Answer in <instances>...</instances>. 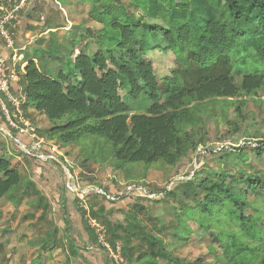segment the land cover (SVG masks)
I'll list each match as a JSON object with an SVG mask.
<instances>
[{
  "label": "trees",
  "instance_id": "16d2710c",
  "mask_svg": "<svg viewBox=\"0 0 264 264\" xmlns=\"http://www.w3.org/2000/svg\"><path fill=\"white\" fill-rule=\"evenodd\" d=\"M74 1L90 4L89 18L101 28L94 34L76 32L87 43L82 49L76 42H69L67 70L61 69L62 59L55 57L58 64L51 63L44 70L30 60L20 74L23 117L27 120L28 112L33 111L51 124L36 131L41 139L56 140L65 147L85 136L99 137L111 145L112 159L119 168L128 164L175 168L199 144L188 130L200 122L190 113L193 104L234 99L238 112L245 98L264 89V0H209L219 11L217 18L205 22L194 11L181 20L167 19V11L187 6L185 0ZM153 5L158 7L154 18L164 21L167 27L145 20ZM92 43L97 47L93 52ZM156 50L171 52L182 68L192 64L199 70L215 67L218 72L189 84L184 83L179 71L159 77L152 64L143 60L144 54ZM137 102L133 111L129 105ZM1 115L12 138L24 141L16 130L9 129L2 111ZM230 125L238 128L235 122ZM261 146L264 143H257L259 156ZM229 154L244 162L241 148ZM227 177L232 179L231 184L226 183ZM25 183L32 186L44 214L48 204L36 185L24 182L11 161L0 156V200L12 199V193ZM260 183V178L254 181L246 173L237 180L234 175L220 172L198 181L194 175L181 186V207L174 220L165 223L156 218L149 226L138 219V213L129 211L123 221L110 220L113 209L107 204L112 203L98 196L95 189L84 193L85 198L80 200L85 208L75 209L90 247L119 253L122 264H157L158 259L174 264H204L202 258L188 261L170 253L193 233L188 222L196 230L209 233L217 243L220 254L211 246L209 253L223 260L218 262L264 264V252L258 253L250 242L255 239L251 215L243 213L249 192L264 196ZM241 185L246 190L237 193L236 186ZM97 188L105 193L114 190ZM174 190L168 196H174ZM23 195H29L26 188ZM139 212H145V208L140 206ZM151 220L146 218V222ZM91 221L103 228L108 249L98 240ZM65 224L70 223L66 220ZM222 224L227 225L226 229ZM64 236L67 239V232ZM167 236L168 242L164 240ZM37 246L39 257L53 251V231H48Z\"/></svg>",
  "mask_w": 264,
  "mask_h": 264
},
{
  "label": "rangeland",
  "instance_id": "374dc122",
  "mask_svg": "<svg viewBox=\"0 0 264 264\" xmlns=\"http://www.w3.org/2000/svg\"><path fill=\"white\" fill-rule=\"evenodd\" d=\"M66 1L71 4L70 2L73 3L74 0ZM185 3L186 7L167 11V19L181 20L191 11H194L203 22L217 18L219 8L209 0H185ZM39 4L35 1L34 5L21 14V16L30 15L29 33L32 35L30 43L33 42L40 48L34 51V56L42 70L44 67L48 68L51 63L58 64L55 57L62 59L61 69L67 70L70 65L67 64L69 42L74 41L78 47L84 49L87 41L85 38L80 40L77 33L94 34L101 26L89 18L92 9L90 4L81 5L74 2L71 6L68 5L69 9H66L67 22L64 17L66 23L63 22L61 14L49 10L48 22H51V26L61 29H55L53 33L38 38L48 27L43 25L41 20L48 3ZM61 5L63 6L64 2H61ZM157 9V6H151L145 20L150 24L167 27L164 21L154 18ZM61 25L65 26L61 27ZM79 26L82 29L77 28ZM28 50L30 52V48ZM90 50L96 51L97 47L92 43ZM74 54L77 55V51ZM143 60L152 64L155 74L159 77L170 76L172 72L179 71L186 84L192 83L198 77L214 76L218 72L215 67L199 70L192 64L182 68L176 63L171 52L150 51L144 54ZM236 82H239V78H236ZM244 100L245 102L239 105L238 112L233 105L234 99L193 104L190 113L200 122L197 121V124L189 127L188 130L194 133L199 144L197 149L189 152L175 168L164 164H155L148 168L142 164H128L119 168L112 159L111 145L103 138L94 136H85L78 143L65 147L56 140L43 139L45 143L43 154L46 160H38L21 153L15 143L0 131V156H5L11 161L24 182L31 181L36 185L48 204V210L43 214L44 210L39 205L32 186L26 183L12 193V199L0 200V264H122L119 253L111 252L107 247L109 251L90 247L83 231L81 217L75 209V207L84 209L85 204L80 202L85 198L84 193L97 187L114 189L110 191V195L114 196L115 200L110 202L112 204H107L113 209L110 220L123 221L124 214L129 211L138 213V219L147 226L156 218L165 223L174 220L177 210L181 207L179 203L181 186L194 175H197L198 181L210 177L213 172H220L234 175L237 180L246 173L254 181L260 178L262 181L260 184L264 188V146L259 148L260 156L256 152L257 143H264V89ZM139 103L130 104L129 107L136 111ZM28 114L27 120L30 125L36 127H34L36 131L51 126L45 117L40 119L36 113L28 112ZM2 122L0 109V127L7 130ZM234 122L237 123L238 128L230 125ZM239 148L243 150L245 163L229 154L232 149ZM231 181L232 179L227 177L226 183L231 184ZM25 188L28 196L23 195ZM242 189L246 190L245 186H236L235 191L238 193ZM172 190L176 195L168 196L167 193ZM248 195L247 209L243 213L245 216L251 215L250 227L255 239L250 242L258 253H263L264 196H258L253 192H249ZM140 206L145 208V212H139ZM147 217L152 218L151 222H146ZM66 220L70 223L68 226L65 224ZM90 226L97 234L98 225L91 221ZM188 226L193 233L186 243L171 251V255L188 261L202 258L204 264H222L218 262L216 255L209 253L211 246L220 254V249L217 248V243L213 242L210 234L196 230L191 222H188ZM67 227L69 230L66 231ZM226 227L227 225L222 224V228L226 229ZM51 230L55 237V249L39 257L37 243ZM66 232L67 239L64 236ZM164 240L168 242L170 237L167 236ZM38 257L40 260H37ZM157 264L174 263L158 259Z\"/></svg>",
  "mask_w": 264,
  "mask_h": 264
},
{
  "label": "built area",
  "instance_id": "2783aa9c",
  "mask_svg": "<svg viewBox=\"0 0 264 264\" xmlns=\"http://www.w3.org/2000/svg\"><path fill=\"white\" fill-rule=\"evenodd\" d=\"M34 2L35 0H0V109L9 129L16 130L25 140L12 138L6 129L1 131L7 138L12 139L25 156L44 161L45 143L36 135L35 128L23 117L22 99L12 93L13 85L19 81L23 71L22 49L16 44L21 14L34 5ZM95 193L110 202L115 200L114 196L102 189L96 188ZM103 232V228L97 226L98 240L108 248L104 243Z\"/></svg>",
  "mask_w": 264,
  "mask_h": 264
},
{
  "label": "crops",
  "instance_id": "0c3cea01",
  "mask_svg": "<svg viewBox=\"0 0 264 264\" xmlns=\"http://www.w3.org/2000/svg\"><path fill=\"white\" fill-rule=\"evenodd\" d=\"M36 2H37V4H39L38 2H40V1H42V3H40L41 5L42 4H46V3H48V7H47V9H45V13H44V15L42 16V18H41V20L43 21V25H48V27L46 28V30H45V32L43 31L39 36H38V38H41V37H43V36H47L48 34H51V33H53V31L55 30V29H59V27H57V28H55V27H53V26H51L52 24H51V22L49 23L48 22V19H49V17H48V14L49 13H47L49 10H50V12H52V11H55V12H57L58 14H61V16H62V18H63V20H64V17L66 18L67 17V11H66V9H69L70 8V6L72 5V4H74V2L76 3V4H81V5H85V3H80V2H76V1H73V3H72V1L70 2L71 4H69V3H66L67 1L65 0H35ZM64 2V5L62 6L61 5V2ZM44 2V3H43ZM39 4V5H40ZM68 5H70L69 7H68ZM64 23H66L67 22V18H66V22H65V20L63 21ZM69 23V22H68ZM30 15H22L21 16V20H20V24H19V27H18V31H17V41H16V44H17V46H18V48H20V49H22V55H23V64H22V66H23V69L25 68V66L27 65V62L28 61H34V62H36V63H38V60L36 59V56H34V51L36 50V49H40L39 48V46H37L35 43H30V37L32 36V35H30V33H29V29H31V26H30ZM66 25V24H65ZM65 25H63V27L65 26ZM61 27H62V25H61ZM61 29V28H60ZM62 29H66V28H62ZM33 38V37H32ZM30 46V47H29ZM28 48H30V52H29V50H28ZM23 53H26V54H23ZM13 87H14V91H15V93H14V95H16V96H18V97H22L23 95H22V93H21V87H20V78H19V81L18 82H16L14 85H13ZM29 113H34L33 111H29ZM40 119H42V117H40ZM33 126V125H32ZM33 127H35V126H33ZM36 128V127H35ZM3 128L2 127H0V131L2 130ZM65 157V156H64ZM64 157H62V158H64ZM60 159V158H59ZM67 162V161H66Z\"/></svg>",
  "mask_w": 264,
  "mask_h": 264
}]
</instances>
